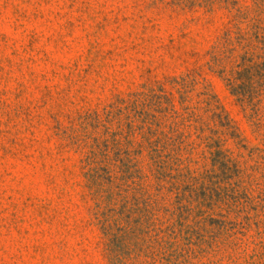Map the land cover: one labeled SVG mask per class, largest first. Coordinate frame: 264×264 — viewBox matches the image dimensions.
Returning a JSON list of instances; mask_svg holds the SVG:
<instances>
[{
    "label": "rangeland",
    "instance_id": "1",
    "mask_svg": "<svg viewBox=\"0 0 264 264\" xmlns=\"http://www.w3.org/2000/svg\"><path fill=\"white\" fill-rule=\"evenodd\" d=\"M0 264H264V0H0Z\"/></svg>",
    "mask_w": 264,
    "mask_h": 264
}]
</instances>
